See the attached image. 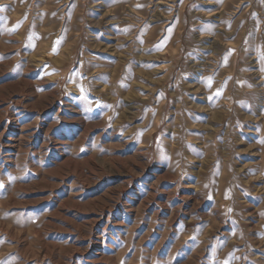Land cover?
I'll return each instance as SVG.
<instances>
[{
    "label": "rangeland",
    "instance_id": "obj_1",
    "mask_svg": "<svg viewBox=\"0 0 264 264\" xmlns=\"http://www.w3.org/2000/svg\"><path fill=\"white\" fill-rule=\"evenodd\" d=\"M0 264H264V0H0Z\"/></svg>",
    "mask_w": 264,
    "mask_h": 264
}]
</instances>
